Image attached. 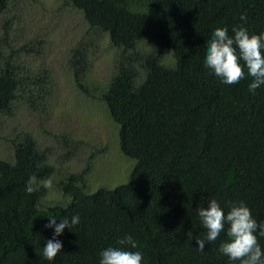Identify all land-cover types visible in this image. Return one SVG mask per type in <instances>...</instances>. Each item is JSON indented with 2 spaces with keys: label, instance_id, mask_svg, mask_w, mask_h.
I'll return each instance as SVG.
<instances>
[{
  "label": "trees",
  "instance_id": "obj_1",
  "mask_svg": "<svg viewBox=\"0 0 264 264\" xmlns=\"http://www.w3.org/2000/svg\"><path fill=\"white\" fill-rule=\"evenodd\" d=\"M17 1L0 0V14ZM66 2L116 49L100 99L118 126L120 152L135 164L128 182L92 192L83 189L86 169L74 172L57 182L70 200L44 204L42 182L54 172L46 152L29 131L9 137L10 155L0 157V264H99L110 246L140 251L142 264H239L220 251L227 225L203 251L187 233L205 238L197 209L210 199L225 213L243 201L264 220V85L249 92L246 68L245 79L225 85L204 63L217 27L229 35L238 24L264 32V0ZM6 38L0 40V121L18 104L45 108L51 84L48 68H32L40 48ZM70 54L69 68L84 88L85 50L78 45ZM76 214L80 222L55 237L62 250L46 260L42 247L54 233V226L45 228L49 218L59 224ZM125 235L137 248L118 243ZM257 236L264 249V237Z\"/></svg>",
  "mask_w": 264,
  "mask_h": 264
},
{
  "label": "rangeland",
  "instance_id": "obj_2",
  "mask_svg": "<svg viewBox=\"0 0 264 264\" xmlns=\"http://www.w3.org/2000/svg\"><path fill=\"white\" fill-rule=\"evenodd\" d=\"M5 34L17 47L40 48V53L32 54L30 66L32 63L37 71L48 68L51 84L46 89L45 108L32 111L18 104L11 116L1 118L0 157L10 155L9 137L21 131L32 134L54 168L47 178L53 186L45 188L44 204L68 202L70 197L63 195L58 180L65 182L70 174L85 169L82 180L86 192L128 182L135 160L120 152L118 126L100 99L117 54L107 35L89 29L81 13L66 0H18L10 4L0 14V40ZM78 45L84 48L87 60L80 72L84 88L76 84L68 64L72 48Z\"/></svg>",
  "mask_w": 264,
  "mask_h": 264
},
{
  "label": "clouds",
  "instance_id": "obj_3",
  "mask_svg": "<svg viewBox=\"0 0 264 264\" xmlns=\"http://www.w3.org/2000/svg\"><path fill=\"white\" fill-rule=\"evenodd\" d=\"M240 20L246 22L247 17L241 14ZM264 32L259 34L250 33L243 25H234L232 35H229L227 27H217L205 56V67L210 69L225 85H234L245 79V68L247 75L252 78L248 86L249 92L255 94L260 86L264 85ZM243 61V64L241 63ZM35 178L29 179L26 192L32 193L35 188ZM50 179H45L42 187L51 188ZM227 213L223 210L216 199H210L207 206L197 209V215L206 236L203 239L193 237L189 231L187 237L195 239L198 250L205 249L206 242H214L227 227L226 242L220 246V251L231 261L239 264H264V249L261 248L257 233L264 237V220L258 221L254 218L251 210L241 201L228 205ZM52 216L45 228L54 226L53 238L48 239L42 247V255L48 261H53L62 250V242L55 237L62 234L64 228H70L80 222L79 214L60 218ZM120 245H127L132 249L137 248V243L131 235L118 241ZM99 264H142L143 256L140 251L126 250V248L107 247L100 252Z\"/></svg>",
  "mask_w": 264,
  "mask_h": 264
}]
</instances>
